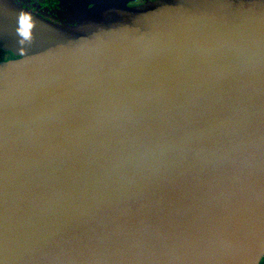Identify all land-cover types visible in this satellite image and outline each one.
Wrapping results in <instances>:
<instances>
[{
    "label": "water",
    "instance_id": "95a60500",
    "mask_svg": "<svg viewBox=\"0 0 264 264\" xmlns=\"http://www.w3.org/2000/svg\"><path fill=\"white\" fill-rule=\"evenodd\" d=\"M0 0V264H260L264 0Z\"/></svg>",
    "mask_w": 264,
    "mask_h": 264
},
{
    "label": "flooded vegetation",
    "instance_id": "af4514ba",
    "mask_svg": "<svg viewBox=\"0 0 264 264\" xmlns=\"http://www.w3.org/2000/svg\"><path fill=\"white\" fill-rule=\"evenodd\" d=\"M19 7L27 10L35 16L58 25H69L72 19L73 7L78 3H85L93 7L97 0H11ZM148 1L155 0H128L129 7H138ZM12 51L0 48V63L18 59Z\"/></svg>",
    "mask_w": 264,
    "mask_h": 264
},
{
    "label": "trees",
    "instance_id": "16d2710c",
    "mask_svg": "<svg viewBox=\"0 0 264 264\" xmlns=\"http://www.w3.org/2000/svg\"><path fill=\"white\" fill-rule=\"evenodd\" d=\"M260 264H264V258L262 259L261 263Z\"/></svg>",
    "mask_w": 264,
    "mask_h": 264
}]
</instances>
